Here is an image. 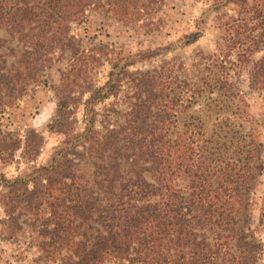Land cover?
Here are the masks:
<instances>
[{"label":"trees","instance_id":"1","mask_svg":"<svg viewBox=\"0 0 264 264\" xmlns=\"http://www.w3.org/2000/svg\"><path fill=\"white\" fill-rule=\"evenodd\" d=\"M169 1L0 0V32L10 36L0 33V107L43 83L53 56L74 47L72 24L89 9L160 28L163 19H154ZM204 1L185 44L198 41L215 14L219 34L213 52L196 54V78L185 66L177 70L182 80L133 73L137 91L126 122L98 130L94 105L121 88L112 71L104 86L86 90L84 132L48 165L8 181L2 235L16 238L26 229L40 252L35 264H260L264 192L257 225L254 212L264 127L232 75L263 53L249 83L264 92V0ZM75 67L64 76L69 84ZM61 85L56 126L65 116Z\"/></svg>","mask_w":264,"mask_h":264},{"label":"rangeland","instance_id":"2","mask_svg":"<svg viewBox=\"0 0 264 264\" xmlns=\"http://www.w3.org/2000/svg\"><path fill=\"white\" fill-rule=\"evenodd\" d=\"M205 7L204 0H170L164 11L157 13L154 19H163L160 28L121 22L93 8L72 24L74 47L53 56L43 83L32 86L13 106L0 107V221L5 218L2 200L8 192V181L26 177L48 165L58 150L84 132L88 124L85 103L90 96L87 89L104 86L110 80L112 71L122 78L118 94L93 107L96 129L103 130L107 126L115 127L126 122V114L132 109L133 96L137 91L134 78L139 75L133 73L142 71L156 76L157 72H161L163 81L168 75L182 80L184 75L177 70L185 66L190 79L197 77L192 66L196 62V54L215 50L219 34L216 14L201 25L205 32L198 41L186 45L184 36L197 30ZM233 13V10L229 11V14ZM0 33L4 38L10 37L6 30ZM262 55L261 52L255 54L239 73L232 76L249 104L251 114L260 119L264 127V92L252 90L249 83L252 63ZM114 64H119V67L114 69ZM73 65H76L77 73L71 77L74 83L69 84L64 76ZM124 65L127 69L120 73ZM59 85L62 86L60 89H63L61 92L66 104L62 126H56L54 122L58 108L55 89ZM33 130L40 135V139L32 133ZM79 150H85L83 145ZM263 192L264 172L255 192L256 225L259 223ZM1 226L0 222V264H35L40 252L33 246L31 234L24 229L16 238H4ZM261 227L259 235L264 240V227ZM260 264H264V254Z\"/></svg>","mask_w":264,"mask_h":264}]
</instances>
